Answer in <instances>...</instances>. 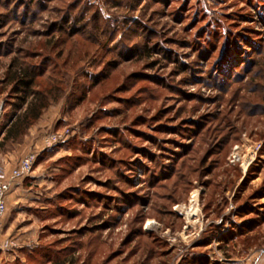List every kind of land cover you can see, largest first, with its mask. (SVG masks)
I'll list each match as a JSON object with an SVG mask.
<instances>
[{
    "label": "rangeland",
    "instance_id": "obj_1",
    "mask_svg": "<svg viewBox=\"0 0 264 264\" xmlns=\"http://www.w3.org/2000/svg\"><path fill=\"white\" fill-rule=\"evenodd\" d=\"M78 1L73 16L93 4L84 21L98 15L99 45L49 33ZM0 3V82L33 46L32 64L65 76L61 100L0 148L7 173L37 156L7 196L0 264L60 252L66 264H245L264 246V65L251 66L264 54V0ZM54 134L66 138L44 149ZM235 147L247 168L230 163Z\"/></svg>",
    "mask_w": 264,
    "mask_h": 264
},
{
    "label": "trees",
    "instance_id": "obj_2",
    "mask_svg": "<svg viewBox=\"0 0 264 264\" xmlns=\"http://www.w3.org/2000/svg\"><path fill=\"white\" fill-rule=\"evenodd\" d=\"M9 1L10 0H8V3ZM27 1L28 4H32L35 2V0ZM45 1L50 2L52 0ZM135 2L136 3L132 7L129 6L127 9L133 11L135 6L137 7L138 5H140L141 0H135ZM116 3H114L111 7H122L120 3ZM16 5L20 7V5L23 4L21 3L20 5ZM92 5L93 4L89 2L84 3L83 5H81V8H79L78 12L74 14V16L72 14V11L75 9V7H79V1L74 2L72 5H69L67 7L68 9L65 10L66 13H63L61 15V18L58 19V22H53L49 26V33L51 34V36L56 37V39H60L61 37L72 39L75 36H78L83 40L92 41L96 45H99L97 37L100 34L103 37V35H105V31L102 32L101 27L97 22L99 19L98 15L95 14V22L93 23V25H90V21H84L86 19V15L93 9ZM1 6L2 4L0 3V7ZM28 8H30V6H28ZM95 9L97 13H99L98 10H100V8ZM27 15L28 13L26 11L25 16L22 20V24L25 23L27 19L30 21L34 19L32 18V13L30 14L29 18H27ZM125 21V24H121L122 27L128 24L131 21V18L126 17ZM135 24L136 23L132 25L136 27L137 25L135 26ZM89 27H91V29L93 30V34L85 35L84 32ZM116 36L117 35L114 32H111L110 34H108L107 42H111L113 37ZM33 47L31 50L30 48H28L26 50L22 49L17 51L15 56L11 58L9 64L7 65L4 77L0 82V85L3 87V89L0 90V94H2L3 91L9 88L7 92V99L5 100V102L10 106V113L5 116V122L0 128V148H4L7 143L13 144L23 139L30 131L31 127L39 120H41L46 110H48L51 106L61 100L62 94L64 92V72H62L61 69L56 65H52V67L47 71L45 64H43V67H38L35 64H32L31 61L34 58L40 57L39 54L32 52V50L34 49ZM9 53L10 51L7 52V54ZM256 55L257 56L253 58L255 61L251 66L252 68L257 67L260 70L264 65V63H261L264 59V54L262 52H259L256 53ZM227 62H229L228 58ZM225 69L222 71V73L225 72ZM251 70L252 69L247 68L245 69V73H247L248 75L249 73H251ZM251 77L257 78L256 73H254ZM101 80L102 79H94V81L92 82V86L97 85ZM257 87L260 88V86ZM82 100L83 97L77 99V101L79 102ZM186 154L187 153H185L184 155ZM173 172L175 173V169L173 170ZM231 239L233 238H228L227 241H231ZM62 253L65 252H60L57 254V256L48 255L47 253L41 254L40 256H42L41 258L43 259L42 264H66L67 257L61 256Z\"/></svg>",
    "mask_w": 264,
    "mask_h": 264
},
{
    "label": "built area",
    "instance_id": "obj_3",
    "mask_svg": "<svg viewBox=\"0 0 264 264\" xmlns=\"http://www.w3.org/2000/svg\"><path fill=\"white\" fill-rule=\"evenodd\" d=\"M65 135L54 134L52 136H48L44 140V149H51L55 145L63 142L65 139ZM37 160V156L31 154L21 160L16 167H14L10 172H6L3 167H0V236L2 234V220L6 211V200L7 196L11 191V187L14 181L26 178L30 176L33 171ZM231 164L238 163L241 167L246 166V168L252 163V158L240 157L238 152V148L235 147L231 156ZM12 246L9 241L0 242V249H8ZM264 255V246L259 250L255 251L251 257H249L246 262H250L253 260L251 264H254L255 260Z\"/></svg>",
    "mask_w": 264,
    "mask_h": 264
},
{
    "label": "crops",
    "instance_id": "obj_4",
    "mask_svg": "<svg viewBox=\"0 0 264 264\" xmlns=\"http://www.w3.org/2000/svg\"><path fill=\"white\" fill-rule=\"evenodd\" d=\"M15 192H16V191H15ZM15 192H13V193H15ZM243 260H244V259H243ZM243 260H241V261H242V264H244V263H243ZM244 262H245V261H244ZM245 264H250V262H245ZM254 264H264V255H262L261 257L257 258V259L255 260Z\"/></svg>",
    "mask_w": 264,
    "mask_h": 264
}]
</instances>
